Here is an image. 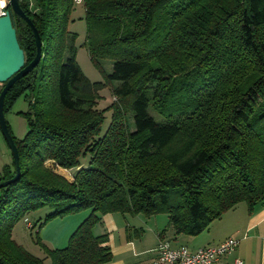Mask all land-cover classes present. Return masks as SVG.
I'll return each mask as SVG.
<instances>
[{"label":"trees","instance_id":"16d2710c","mask_svg":"<svg viewBox=\"0 0 264 264\" xmlns=\"http://www.w3.org/2000/svg\"><path fill=\"white\" fill-rule=\"evenodd\" d=\"M81 3L91 62L99 70L112 62L105 83L90 82L76 62L74 0L20 1L42 58L4 99V113L22 96L28 111L22 139L8 127L20 175L0 189V264H43L11 231L44 207L39 227L91 210L66 247L50 250L37 238L51 264H108V235L92 233L106 214L164 213L174 238L195 237L240 203L249 213L264 205V0ZM13 24L26 66L34 35L24 21ZM106 85L115 100L102 133L98 92ZM47 162L75 170L72 181ZM12 168L0 183L14 177ZM166 236L160 241L170 243Z\"/></svg>","mask_w":264,"mask_h":264},{"label":"rangeland","instance_id":"374dc122","mask_svg":"<svg viewBox=\"0 0 264 264\" xmlns=\"http://www.w3.org/2000/svg\"><path fill=\"white\" fill-rule=\"evenodd\" d=\"M84 14L85 12H84L82 3L76 2V0H74V9L72 10V13L70 15V23L68 26V30L73 34H76V37L74 40V48L76 49L75 59L81 71L83 72L85 77L90 82L105 83V74L111 73L112 62L103 61L102 62L103 71L96 68L95 65L91 62L90 57L88 55V50L86 46L84 45L85 40H86V24L84 21ZM112 85H116V83H113ZM98 93L100 96V100L98 102V109L105 110V120L102 125V133H104L110 123L111 112L109 110V106L114 102L115 99L111 92V85H106L102 87ZM27 111H28V101L22 96L18 98L16 102L12 105L10 110L4 114L7 125L15 139H18V140L22 139L27 133V124H26L25 118L22 116V113H25ZM150 114L156 121L161 120L160 117L154 111H152V109H150ZM88 161H89V158H83L81 161V164H82L81 167H86L88 165ZM46 166H48L49 168H51L57 173L61 171L60 168H56V166H54V163L52 162H47ZM6 167L13 169L12 168V157H11V152L0 132V175L4 174V169ZM62 172L64 173L63 176L66 179L72 181L75 170H69V171L63 170ZM241 206L245 208L244 203L238 204L236 208H241ZM49 212H50V209L48 207H44V208H41L35 211H31L28 214H26L23 219L16 222L11 231L12 238L15 240V242L21 245L25 250H27L34 256L42 259L43 264H51V262H50V258L48 254L45 252V249L37 243V238L41 239L42 237L46 236L47 239L57 241L58 248H53L52 244H50L51 242H46V243L43 242L45 247H47L50 250L61 249V248L66 247L71 234L90 215L91 210L84 209L74 214L66 215L63 217H56L54 219L49 220L45 224H43L41 227H39V224H37L38 220L40 219L41 223H44L45 216ZM118 214L119 216H121V218L126 216L125 221L127 220L126 222H128L129 225L132 223L131 225H134L137 231L139 230L138 233L140 235L144 234V231H145V234H146L145 242L146 243H150L151 238L154 233L153 230H155L156 228L155 226H157V228H160L158 233H161L163 230H165V233L168 237L167 239L174 238L173 231L168 226L167 215L164 213H160V214H157L149 218L145 217L142 214H137V215H132V214L123 215L121 213H118ZM75 216H79L77 218H80V217H83V218L78 220L79 222L75 226V228L71 232L68 233L67 232L68 229L70 231V227L68 228V222L69 220H73L72 218H76ZM75 223L76 222H74L73 225ZM102 223L95 225V227L99 228L102 225ZM28 224H30L33 227L29 228ZM45 225H47L45 227L46 228L45 230L51 229L50 231H51L52 236H50V231L45 234V230L44 231L42 230L43 236H42V232L40 235L39 231ZM124 227H125V223H124ZM52 229H54V231ZM207 231L208 230L206 229L203 233H201L198 236L187 237V238H191L196 241L202 240L203 235H205ZM62 232L65 233L62 235L63 237L57 235V234H61ZM134 232H135L134 229H131L130 231L131 238L139 240V236L138 237L135 236ZM151 232H152V235H151ZM171 241L172 240H170V242Z\"/></svg>","mask_w":264,"mask_h":264},{"label":"crops","instance_id":"0c3cea01","mask_svg":"<svg viewBox=\"0 0 264 264\" xmlns=\"http://www.w3.org/2000/svg\"><path fill=\"white\" fill-rule=\"evenodd\" d=\"M2 86L0 84V90ZM62 171L61 169L59 174L63 176ZM236 207L225 213L219 220L212 222L202 240L196 241L187 238V236H178L174 239H167L166 236V239L172 240L170 242L172 247L186 246L191 251H195L202 247L217 246L228 238H234L238 241L237 247L232 253L221 258L217 264H233L235 260H240L243 264H264V205H257L252 213L248 212L246 205L245 208L242 206L241 208ZM75 217L68 222V228L70 227L68 233L75 228L79 222L78 220L83 218ZM125 217H123L124 219L121 218L118 213L106 214L102 217V225L99 228L94 227L92 229V233L96 236L108 235L107 245L113 255L112 261L108 264H152L155 248L160 243L158 233L160 228L155 226L150 243H146L144 229V234L140 235L136 227L131 225L132 223L129 225L126 222L127 220L125 221ZM74 222L76 223L73 225ZM46 226L40 229V235L42 232L43 236ZM131 229H134V235L139 236V240L131 238ZM50 230H45V234ZM52 230L54 231V229ZM63 234L65 233L62 232L57 235L62 236ZM50 236H52L51 231ZM41 239L44 243L51 242L53 248H58L57 241L47 239L46 236Z\"/></svg>","mask_w":264,"mask_h":264},{"label":"water","instance_id":"95a60500","mask_svg":"<svg viewBox=\"0 0 264 264\" xmlns=\"http://www.w3.org/2000/svg\"><path fill=\"white\" fill-rule=\"evenodd\" d=\"M9 2L10 12H8L5 16L0 17V84L3 85V88L0 91V132L11 152L15 175L13 178L1 182L0 189L16 181L20 175L18 151L5 120L4 99L6 93L10 90L12 85L18 79L33 72L39 65L42 58L41 39L33 23L22 10L20 0H9ZM13 17H16L18 21H24L28 26H30L34 35L36 55L26 66L24 52L18 43V39L21 35L16 32L13 24Z\"/></svg>","mask_w":264,"mask_h":264},{"label":"built area","instance_id":"2783aa9c","mask_svg":"<svg viewBox=\"0 0 264 264\" xmlns=\"http://www.w3.org/2000/svg\"><path fill=\"white\" fill-rule=\"evenodd\" d=\"M76 2H82V0H76ZM8 12H10L9 0H0V17ZM28 227L32 226L28 224ZM237 245L236 239L228 238L217 246H207L191 251L186 246L172 247L170 243L160 241L155 248L152 264H217L221 258L232 253ZM233 264H243V262L235 260Z\"/></svg>","mask_w":264,"mask_h":264}]
</instances>
